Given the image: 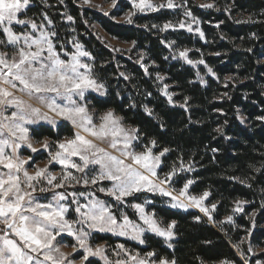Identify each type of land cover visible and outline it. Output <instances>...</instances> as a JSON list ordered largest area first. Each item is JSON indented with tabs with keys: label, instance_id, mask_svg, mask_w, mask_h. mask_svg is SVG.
I'll return each mask as SVG.
<instances>
[{
	"label": "trees",
	"instance_id": "trees-1",
	"mask_svg": "<svg viewBox=\"0 0 264 264\" xmlns=\"http://www.w3.org/2000/svg\"><path fill=\"white\" fill-rule=\"evenodd\" d=\"M180 1L199 20L203 36L180 29L160 31L163 23L180 18L171 9L137 14L130 24L116 22L113 17L128 9L125 3L105 15L76 0H31L20 16L36 22L47 17L52 32L58 34L52 37L56 50H61L62 43L67 50L73 36L84 46L92 57L94 77L106 88L104 96H88L91 107L97 112L112 109L139 130V142L148 145L154 139L155 152L170 149L161 159V174L168 173L174 163L177 167L181 161L185 168L190 165L191 171L173 178V187L191 179L190 192L208 191L209 201L216 204V219L230 213L236 201L247 203L235 219L236 228L227 225L221 231L194 210L168 206L165 197L138 194L125 201L149 198L148 209L162 223L176 221L174 239L171 247L154 234H146L142 245L125 243L142 253L154 251L156 260L175 259L176 264L225 260L245 264L233 242L250 230L248 243L262 250L247 256V264L264 261V119H260L264 117V0ZM202 3L213 7H202ZM64 13L73 17L70 23L64 20ZM92 24L119 41H135L129 56L106 47ZM173 41L174 47L190 49V58L203 60V64L195 68L175 57L166 44ZM141 53H146L143 61L138 60ZM205 68H211L214 76ZM157 75L171 84L173 103L161 93ZM145 107L151 109V115ZM73 134L65 123L56 128H31L36 140H59ZM251 212L254 216L247 217ZM128 215L135 219L134 212ZM243 250L248 253L246 247Z\"/></svg>",
	"mask_w": 264,
	"mask_h": 264
},
{
	"label": "snow or ice",
	"instance_id": "snow-or-ice-1",
	"mask_svg": "<svg viewBox=\"0 0 264 264\" xmlns=\"http://www.w3.org/2000/svg\"><path fill=\"white\" fill-rule=\"evenodd\" d=\"M30 2L31 0H0V35L6 37L0 39V45L16 49L11 60L8 59L7 53L0 52V165L8 170L0 172V223L4 226L0 229L3 232L0 235V264H72L67 258L68 254L61 252L60 248L54 245L57 236L64 232L74 236L78 248L84 250L85 255L80 264H84L89 256L101 257L104 264H156L153 259L156 256L154 251L147 252L141 257L139 253L136 255L127 253L124 245H117L119 251H116L115 255L120 257L121 253H125L127 259H116L113 262L105 254L104 245H97L93 249L89 244L91 230L129 236L140 244L145 243L142 236L146 231L164 238L166 242L170 241L175 235L176 221L169 222L166 227L161 226L162 221L156 218L155 213L145 211V205L151 201L145 200L143 203L129 205L136 210L139 220L146 226L142 227L141 224L130 220L124 212H121L118 218L114 214L113 205L99 199L95 192H81L78 195L73 192L72 200L67 204L64 201L68 198L62 192H55L48 203H40L42 197L34 195L37 192L35 185L42 181H47L52 189H59L71 180L80 183L82 179L85 185L93 186L101 181L111 182L110 187H99L97 191L114 198L117 206L123 204L126 198L136 199L138 194L148 192L169 197L173 208L195 206L208 215L210 220L212 219L210 213L216 208L215 204L209 208L203 203L210 195L208 191H204L199 197L188 194L190 186L194 183L191 179L184 182L178 194L177 190L167 187L174 182L173 178L178 173L191 171L190 165L185 168L182 161L179 167L174 163L171 170L160 179L157 168L162 164L161 158L170 149L164 148L158 154L154 153L153 149L157 142L153 139L143 151H135L140 137L139 130L126 129L122 124L123 118L117 116L111 109L102 113L97 123V117L89 112L85 94L88 90H93L104 95L105 88L93 76V65L81 59L91 58V54L83 49L82 44L73 41L75 52L67 54L68 59H62L51 39L58 36L56 32L44 30L43 25L38 26L31 19L18 18V14L23 13ZM84 2L88 3L89 0ZM131 4L133 11L125 16V22L129 24L137 12L177 7L173 0H166V3L158 5H154L152 0H131ZM111 6L118 9V0H112ZM201 6L213 7L212 4ZM105 15L108 13L105 12ZM184 16L190 18L192 23L198 22L190 10H185ZM66 18L68 21L73 20L70 15ZM248 19L251 20V17ZM13 22L24 25L26 29L29 25L32 30L39 27V34L27 30L17 33L13 30ZM192 23L182 20L178 27L180 29L187 27L191 32ZM172 27L176 26L166 22L160 31ZM195 31L201 36L204 35L199 28ZM135 43L132 42L133 47ZM174 43L169 42L168 46L171 47ZM60 47L63 51V45ZM178 54L187 63H195L188 59L187 49L179 51ZM145 55L146 53H141V61ZM198 63L202 64L203 60ZM208 72L211 73L212 69L209 68ZM120 75L124 76V73ZM157 79L162 81L164 77L157 75ZM16 90L23 93L27 99L17 96ZM162 91L171 102L172 96L167 91V85ZM13 108L14 111L11 110ZM145 111L149 115L152 114L151 109L147 107ZM58 120L71 122L76 131L71 138L64 141L50 142L45 139L42 147L49 150L47 164L29 173L25 165L32 158L24 160L16 154L21 143L28 144L33 152L38 151L29 142V128L26 125L47 121L55 126ZM104 143H107V148L101 146ZM53 146L56 149L54 152ZM6 149H11V155ZM73 157H79L80 163L74 162ZM54 163L62 165L61 173L54 175L50 172L48 165ZM91 166H98V171L89 177L88 172L93 171ZM69 167L83 174L82 177L78 179L74 176L67 170ZM58 176L60 182L54 183ZM48 191V188L39 189V193ZM81 198L87 203H80ZM243 203L237 201L233 211H243ZM72 205H75L77 219L69 221L66 217L70 214ZM194 219L199 220L200 217ZM232 219V215L225 217L226 222H232ZM77 224L86 225L88 231L83 227L77 229ZM77 246L73 247L74 252L78 250ZM159 264H176V261L162 257ZM221 264L232 262L225 260L221 261ZM257 264L260 262L257 261Z\"/></svg>",
	"mask_w": 264,
	"mask_h": 264
},
{
	"label": "rangeland",
	"instance_id": "rangeland-1",
	"mask_svg": "<svg viewBox=\"0 0 264 264\" xmlns=\"http://www.w3.org/2000/svg\"><path fill=\"white\" fill-rule=\"evenodd\" d=\"M76 2L80 6L87 7V8L93 9V10H96V11L101 12L103 14H105V12H107L108 14H110L114 10L121 9L122 8V6H121L122 3L128 4V9H126L122 13V15H120V16H114L113 17V19L116 22H120V23H124L125 22V16L127 15V13L130 12V11H133L132 4H131V0H118V4H119V8L118 9L117 8H113L111 6L112 5V0H89L88 3H85L84 0H76ZM173 2H174V4L177 5V7L176 8H172L171 10L177 11L178 14L176 13L175 16L176 17H180V18L178 20L168 21V22H171L173 25L176 26V27H172V28H169V29H172V30L177 29V30H179L180 28L178 27V25H179V23L182 20H184L186 23H192V21H191L190 18H186L184 16L185 10H188V9H186L185 4L182 1H180V0H173ZM152 3L154 5H158L160 3H166V0H152ZM206 4H209V3H202L201 5H206ZM162 9H169V8L165 7V8H162ZM159 10H161V9H159ZM149 12H155V11L137 12L136 15L137 14H145V13H149ZM21 14L22 13L18 14V18L19 19H26V20L27 19H31L29 17H21L20 16ZM67 16L68 15L66 13H64V20L67 23H70L71 21H68L67 20V18H66ZM31 20H33V19H31ZM196 20L198 21L197 23H192L193 31H191V33L196 34V35H198V36L201 37L200 33L197 32V31H195L196 28H199L200 29V22H199V20L197 18H196ZM49 21L50 20L48 18L47 19L44 18V19H42L39 22H36L35 21V23L38 26L39 25H43L44 26V30H46L48 32H52V30H51L52 24L49 23ZM165 23H163V25ZM163 25L161 26V28L163 27ZM91 26L93 28L94 33L98 36V38L101 40V42L106 47H108L109 49H111L113 52H115L117 54H123L125 56H129V54L131 53V50L133 48L132 42H122V41H119V40L111 37L105 31H103L97 24H92ZM12 27H13V30L15 32H17V33H20V32H23V31L27 30L29 32H35V34L38 35L39 34V30H40L39 27L36 30H32L31 27H30V25L27 26V29H26L24 25H18V24H15V22H13ZM180 30H184L186 32H189L188 29H187V27H185L183 29H180ZM200 32H201V30H200ZM0 39H6V37H3L2 35H0ZM51 39H52V37H51ZM73 41L80 43L73 36V37L70 38V40L67 43L69 45V48L67 50L66 49H64L63 51L56 50L59 53V55L61 56L62 59H68V55L67 54H70V53L75 52V48L73 47V43H72ZM166 44H167V46L169 45V43H166ZM62 45L64 47V43H62ZM171 47H172V53L174 54V56L177 57L178 59L184 61L185 63H187V61L185 59H183V58H180L179 57V54H178L179 51H183V50H185V48H179V47H174V46H171ZM83 49L86 50L84 48V46H83ZM187 50H188V59H190V60H192V61L195 62V63L190 64V65H192V66H194L196 68L199 65H202L203 64V63L202 64L201 63H198L200 61L199 59L198 60L191 59L190 56H189L190 49H187ZM0 52L7 53L8 59L11 60L13 58L15 52H16V49H14L11 46L0 45ZM81 59L85 63L92 64V57L91 58H89V57H82ZM140 59H141V57H139L138 60H140ZM187 64H189V63H187ZM208 69L209 68H205L206 73L207 74H210V75H213L212 73H209L208 72ZM160 76H162V75H160ZM226 78H228V77H226ZM164 80H165V77H164V79L162 81L157 79V81L160 84L161 93L163 94L162 89L164 88L165 85H167V91L172 96V101L171 102L173 103V94L174 93L170 90L171 84L166 83ZM97 82L98 83H102V82H100L98 80H97ZM104 88H105V86H104ZM15 94L17 96H23L25 99H27V97L23 93L19 92L18 90L15 91ZM90 94H95V95H98V96H104L106 94V88H105V94L104 95H101L100 93L95 92L93 90H88L86 92V94H85L86 95V101L85 102L88 104L89 112L92 113V114H94L97 117V123H98L99 122L98 117L102 113H104L105 111H107L108 109L107 110H104V111H101V112H97L94 108H92L91 105H90L89 97H88ZM165 97L168 99L167 96H165ZM11 110L14 111L15 109L13 108ZM7 114L10 115V112H8ZM116 115L119 116L118 114H116ZM241 118H243V117L241 116ZM62 123H65V124L70 125L73 128L74 132L76 131L75 127L71 124V122L66 121V120H58L57 121V125H55V126L49 124L47 121H38L36 124L26 125V127L29 128V142L31 143L32 147L38 149V151L37 152H33L32 151V148L28 147V144L21 143L20 144V147L17 149L16 154L19 156L20 159L28 160L29 157L32 158L31 160H29L28 164L25 165V167L27 168V171L29 173H33V172H35V170L38 167L42 168V167H44L47 164V161L49 159V150L44 149L42 147V144H43V142H44L45 139H48L50 142H56V141H64L65 139L71 138L73 136L72 135V136H69V137H62L59 140H52V139H49V138H42L40 140H36L31 135V128L32 127L39 126V125H48V126H50L52 128H56L58 125H60ZM122 124H123V126L126 129H128V128H135V127H132L129 124H126L123 120H122ZM134 143H137V142H134ZM101 146L107 148L108 145H107V143H104ZM145 146L146 145H144V144H142L141 142L138 141V146L135 148V151H137V152L143 151ZM55 150L56 149L53 146L52 151L54 152ZM6 151H7V153L9 155H11V149H6ZM153 152L156 153V154L159 153V152H155L154 149H153ZM72 159H73L74 162L80 163L79 157H73ZM91 167L93 168V171L88 172L89 177H91L92 175H95L96 171H98V166H91ZM160 167H161V165L158 166L157 171H158V174H159L160 179H163V177L165 175H163V174H161L159 172ZM48 168H49L50 172L55 175V174L61 173L62 165H60L59 163H54L52 165H48ZM67 170L70 171V172H72L73 175L76 176L78 179L81 178L82 175H83V174L77 172L74 168H71V167H69ZM7 171L8 170L6 168H4L2 165H0V172H7ZM59 182H60V180H59V176H58L57 180L54 181V183H59ZM35 186H36L37 192L34 193V195H37L38 194L39 196L42 197L39 200L40 203H48L52 199V195L55 192H62V193H64L67 196V198H68L67 201H64V203H66V204L67 203H70V201L72 200V195L71 194L73 192H75L77 195L79 193H81V192H95L96 193V196L99 199L104 200V201H106V203L113 205L114 214L117 215L118 218H119L121 212H124L125 214L128 215V212L131 211V212H134L135 219L130 218L129 215H128L129 219L135 221L136 223L141 224L142 227H146V226L143 225L142 221L139 220V216H138V213L136 212V210L133 209L132 207H130L129 205H131L133 203H143L145 200H148V201H151V200L149 198H145V200L143 202H132V203H127L126 201H124L123 204H120V205L117 206V203L114 200V198L108 196L106 193H101V192L97 191V189L99 187H110L111 186V182H109V181H101L99 184L93 186L91 184L85 185L83 183L82 179H81L80 183H77L76 180H71V181L65 183V185H64L63 188H59V189H52L51 186L47 184V181H42L41 183H38ZM42 187L43 188H48L49 191L48 192H45V193H39V189L42 188ZM167 187H169L170 189L177 190V194H178V190L180 188H182L183 185L181 187H173L171 185V183H170L169 185H167ZM26 190H30V189H26ZM203 192L195 193L194 194V193L190 192V188L188 190V194L189 195L197 196V197H199L200 195H202ZM145 193H148V192H145ZM150 194L159 195L157 193H150ZM107 198H111L112 200H114L115 203H113L112 201L107 200ZM165 198H166L167 205L171 207V200H170V198L169 197H165ZM238 201H243L244 202L242 204V208L244 210V206L247 203L244 200H238ZM236 202H235L234 207L232 208L231 212L228 213V214H226V215H224L220 219H216V217H215V210H213L210 213V215L212 216V219L210 220L208 215H205L203 212H201L199 210V208H197L195 206H189L188 208H179V207H177L175 209H180V210H183V211H186V210H194V211L198 212L202 218L206 219L208 222H210L211 224H213L216 228L220 229L221 231H224V227L227 226V225H229L234 230L236 228V225H235V219H236V217L239 216V215H241L243 213V211H241V212H234L233 211L235 209V207H236ZM80 203L84 204V203H87V201L84 200L83 198H81ZM203 203H204L205 206H207L209 208L211 207L212 204H215V203H211L209 201V197L206 198ZM148 205L149 204L145 205V211L148 212V213H154L152 210L148 209ZM74 208H75V205H72L71 208H70V214H67V217L66 218L69 221H73V220H76L77 219V214L75 213ZM229 215H232V217H233L232 222H226L225 221V217H227ZM246 216L252 218L254 216V213L251 212V213H249ZM168 223H162L161 226L166 227ZM262 225H264V223ZM81 227H83L85 231H88V228H87L86 225H83V226L82 225H79V224L76 225V228L77 229H79ZM3 228H4L3 224L0 223V229H3ZM91 232H92V234H91V237L89 238V244H90V246L94 249L97 245H104L105 246V254L113 262L116 259H121V258L127 259V255L125 253H121V256L120 257H117L115 255V252L116 251H119V249L117 248V245H124V249L126 250V252L127 253H130L131 255H136L137 253H139V255L141 257H143L144 254H145V253L140 252L137 249H134L131 245H128L127 243H125V242H129V243H134V244L142 245L138 241L132 239L129 236H120L118 234H114V233H111V232H107V231L100 232L98 230H91ZM249 232H250V230H248L247 233H245L244 235H242L238 241L233 242L234 248L236 249V251L239 253L240 257L244 261H247V258L250 255H255V254H257L258 252H260L262 250L261 247H257V246H254V245H251V244L248 243V237H249V234H250ZM2 234H3V232L0 231V235H2ZM146 234H154V233L149 232V231H146L143 234V236H142L143 239H144V236ZM154 235H156V234H154ZM156 236H158V235H156ZM105 237H108L109 239L102 240V238H105ZM158 237H160V236H158ZM10 238L18 239V238L14 237V236H10ZM160 238H162V237H160ZM162 239L169 246V244L172 243L174 237L170 241H167V242L165 241L164 238H162ZM54 245L56 247L60 248L61 252L65 253V254H68L67 258L72 261V264H80L82 258L85 255L84 250L78 248L77 241H76L75 237L72 236V235H70L68 232L61 233L59 236H57L56 240L54 241ZM236 245H238V247H235ZM74 246H77V248H78V250L76 252L73 251V247ZM243 247H246L247 248V250H248L247 252L248 253H245V251L243 250ZM249 249H251V251H249ZM241 253H243V255H241ZM42 258L43 257H41V259ZM154 260H155L156 264H159V260H156V259H154ZM257 261H259L260 264H264V261L263 260H260V259H257L254 264H257ZM84 264H104V262L101 259V257H99V256H89L88 257V260L87 261H84ZM216 264H221V262L216 263Z\"/></svg>",
	"mask_w": 264,
	"mask_h": 264
}]
</instances>
